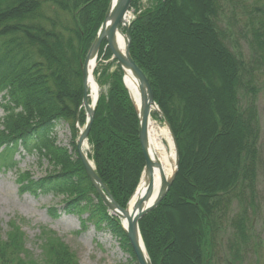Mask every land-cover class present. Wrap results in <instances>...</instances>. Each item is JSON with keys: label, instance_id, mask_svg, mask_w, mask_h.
<instances>
[{"label": "trees", "instance_id": "obj_1", "mask_svg": "<svg viewBox=\"0 0 264 264\" xmlns=\"http://www.w3.org/2000/svg\"><path fill=\"white\" fill-rule=\"evenodd\" d=\"M104 1L0 0V95L3 102L0 108L5 113L0 118V168L14 166L10 154L18 146L26 152L35 150L54 170L62 172L51 179L33 181L28 172L17 170L20 191L25 192L29 188L50 190V187L58 185L61 188L59 192L67 195L68 207H77L84 200L78 197L95 190L78 159L72 160L61 148L48 152V131L55 120L74 123L82 99L80 62L102 21ZM193 1L192 7L182 0H149L148 7L137 15L129 28L131 58L146 75L153 97L170 125L179 159L168 193L152 212L143 217L146 219L144 230L140 228L152 264H156L159 258L162 260L157 264H180L182 256L186 260L190 258L191 264H217L212 242L214 239L221 241L222 227L216 222L224 221L229 198L235 200L241 209L246 195L249 193L250 200H253L256 194L260 161L258 111L254 102L242 106L243 102L236 99V92L240 89L245 93H255L253 81L264 62V7L259 10L260 15L246 14L248 61L244 57L243 60L241 54L236 58L229 49L232 29L229 31L225 26L223 30L219 26L220 18L230 19L225 12L232 0ZM133 5H137V0ZM44 6L51 7L52 16L43 10ZM186 8H192V21L186 17ZM198 26L202 28L198 29ZM198 35L202 36L201 44L207 40L214 44L213 51L223 60L222 68L226 66L229 69L225 85L220 75L223 69L214 68L216 62L210 58L201 56L196 61L202 69V76L195 84L183 79L177 71L182 68L190 72L191 65L182 59L180 48L172 38L180 36L189 46V43L197 45L192 38ZM243 63L244 67H241ZM119 68L111 74L108 98L99 100L89 141L94 147L92 160L97 176L115 202L123 206L125 196L132 194L140 180L143 157L138 140L137 113L122 83L123 73ZM175 68L177 73L172 74L176 72ZM239 71L243 74L237 77ZM181 84H187V88L181 89ZM199 91L204 95L202 101L197 100ZM186 95L193 96L195 110L201 107L205 111L202 115L197 114L195 121L192 117L197 112L185 109ZM207 113L213 130L208 125ZM197 158L199 162L200 158L208 159V163L214 165V172L210 173L204 165L192 168ZM178 176L191 188L190 192L186 191V185H177ZM72 177H76L77 184ZM65 184L69 187L65 188ZM203 210L205 212H201ZM82 211L78 209L77 213ZM155 212L157 217L166 221L173 215L178 219V230L175 227L177 231H169L158 224L155 227ZM192 215L196 218L193 219ZM247 218L245 223L250 221L249 215ZM183 222H189L191 244H188L186 233L183 234ZM113 223L121 231L119 224ZM233 224L239 225L240 220ZM11 230L6 243L0 241V250L10 254L14 251L16 255L23 253L20 242L14 240L17 229L11 227ZM153 230L164 234L161 246L153 244L161 256L156 260L149 244V240L155 243L151 239ZM53 237L45 242L48 256L41 264H65L72 257L69 249L60 244V240H52ZM233 240L231 246L228 244V250L234 264H241V256L246 253L244 241L237 237ZM167 243L172 246L167 255L169 263H166L167 247H164ZM0 254L3 255L2 252ZM18 260L24 264H40L37 261L27 263L19 257Z\"/></svg>", "mask_w": 264, "mask_h": 264}, {"label": "rangeland", "instance_id": "obj_2", "mask_svg": "<svg viewBox=\"0 0 264 264\" xmlns=\"http://www.w3.org/2000/svg\"><path fill=\"white\" fill-rule=\"evenodd\" d=\"M182 1L183 3L189 2L190 3L189 5L193 7V3H194L193 0H182ZM133 2L134 0H132V5H131V16L134 17L135 20L137 15H139L144 9L148 7L149 0H137V5L135 6L133 5ZM109 3L110 0H105L104 2H102V6L105 4L106 6L104 9L105 12L103 11L104 15L98 27V30L104 20V17L109 7ZM263 7H264V0H232L227 5L226 12L225 9L222 11L223 13L225 12V14H227V17H229L230 19H225V16L220 18L219 26L223 30L225 29V26L229 29V31L232 29L231 34L229 33L231 36V43L228 44V47L232 51V53L236 56V58H239L241 54L243 60L245 58L246 60L250 61L249 47L247 46V42L245 40L246 37L248 36L245 25V23L247 22L246 19H248L246 14L250 13L254 15H260L259 10ZM50 8L51 7L49 6H44L43 10L51 14L52 9ZM192 12H193L192 8H186L185 10L186 17H189L191 21L193 19ZM52 15L53 13L51 14V16ZM197 17H198L197 20H199L198 15ZM201 28L202 27L198 26V29ZM96 34L92 40V43L96 37ZM202 36L205 37L207 36V34L206 35L203 34ZM202 36L198 35L197 37H193L192 38L194 39L193 42H195L197 45L189 43V46H187V43H184L182 41L181 39L182 37L180 36H175L174 38H172L174 39L175 44L180 48V56H182V59L191 65L189 66L191 69L190 70L191 73L187 69L184 70L182 68H180V70H177L175 68V71L176 70L180 71V76L183 77V79H187V81L192 84L197 83V78L202 76V71H201L202 69L201 68L199 69L198 67L199 65L196 63V61L198 62V59L201 56L204 57L205 59L210 58L214 60V62H216V66L214 68L218 69L219 67V69H221L223 66V60L221 58H218L219 54L213 51L214 44L209 43L208 40L206 41L205 44L200 43L201 42L200 37ZM174 41L171 42L174 43ZM92 43L90 44L89 48L86 49V51L84 52L80 65H82ZM130 45H131V39H130ZM215 47H217L216 44ZM102 50L103 48L99 49L97 65L95 66L94 74H93L94 79L99 88L97 105L99 103L100 98L104 97L103 98L104 100L108 98L107 93L108 90H110L111 88L110 86L111 74L117 71L119 67L117 63L114 61V59H112V57H109L108 55L106 56ZM31 56L33 57V55ZM35 56H37V54ZM244 64L245 63L241 64V67H244ZM222 69L223 70L220 71L223 72H220V75L225 85L227 79L226 73L228 74L229 69H227L226 66L223 67ZM177 71L172 74H176ZM242 74L243 73H241L240 71L236 73L237 77H239ZM122 83H123V77H122ZM253 85L256 88L254 94L245 93V91L237 89L236 93H238V95H236V99L237 101L240 100L241 102H243L242 106H246L245 103L254 102L258 111V121L260 128L258 148L260 152V161L258 165V173L255 183L256 194L253 200H250V194L248 193L249 195L248 194L246 195L245 201L243 202L241 209L238 208L237 203L234 202L235 200H231V198H229L228 208L224 221L220 222L221 220H217L216 222L217 226L221 225L222 227L220 228L222 229L223 232L222 236L220 237L221 241L219 240L217 241L216 239H214L212 242V251H213L212 253L213 255H215V257L214 256L213 257L214 260L218 262L217 264H234L233 256H231L230 251L228 250V244L231 246L232 243H234L233 239L235 237H237L238 240L240 241H244L243 246L245 245L246 253L245 256H241L243 260L241 264H264V62L262 67H260L258 71H256V77L255 80L253 81ZM180 88L184 90L185 88H187V84H181ZM86 91H87V87H86ZM1 96L2 94L0 95V103H3ZM82 96H83V79H82ZM197 96H198L197 99L198 101L204 100V95H202V92L200 91L197 92ZM184 97L187 98L185 109L187 110L188 108L192 112L193 111L197 112L196 116L194 115L195 117L194 116L192 117V119H194L195 121V119L197 118V114L202 115V113L203 112L205 113V111L201 107L195 110V105L192 103L193 96L186 95ZM154 102L156 104L157 111L152 112L150 114L151 122L157 123L162 128L169 127L171 134L173 136V140L175 141V137L172 133L169 123L167 122L163 112L161 111L155 99ZM96 108H95V112H96ZM4 114L5 113L3 109L0 108V118H2ZM207 116H208V125L211 128V130H213L212 123L209 118L210 117L209 113H207ZM80 119L82 120V122ZM53 122H54L53 126L50 127L48 131V140H49L48 143H50L49 144L50 148L48 152L52 151L51 149L54 150L56 148H61L64 151H66L70 157H72V160H76V159L79 160L75 145L78 138L79 129L86 124V114L82 106V99L76 110V118L74 120L73 125L69 124L67 121L62 119L55 120ZM192 123L195 125V122ZM212 133H210V136L212 135ZM89 138H90V132L88 139L86 141V151H84V155L86 156L88 162L92 164L95 170L94 161L92 160L94 154L93 153L94 147L90 143ZM10 156H11V161H13L14 163V166L8 169L3 167L0 168V241H2L5 244L8 237L11 235L13 231L11 230V227H15L17 229L16 230L17 233L15 232L17 236L14 237V240L20 242L23 253L20 254L18 253L16 255L14 251H12L13 254H10L9 251L0 250V252L3 253V255L0 254V264H24V263H20L18 257L20 259L24 258V260L27 263L30 261H37L39 263L42 262L43 258L48 256L45 242L46 240H51L53 236L55 238L53 237L54 239L52 240H60L59 243L65 245L72 254L71 259L68 260V262H66L65 264H138L134 256V253L132 251V248L129 244V241L126 238V235L123 233V231H119L117 229L116 224L113 223L116 222L119 224L120 223L119 218L115 216L113 212L109 211L106 208V206L103 204L102 200L100 199L99 195L97 194L93 186L92 187L95 190L94 193L88 192V193H84L83 196L78 197V198H84V200L81 199L82 201L81 200H80L81 202L79 201L80 203L77 207L67 206L65 201L66 199L65 196L67 195H62L59 192L61 188L58 185H56L54 188L50 187L52 188L50 190H47L48 188L47 189L29 188V190L25 192H21L20 183H18L16 180L17 170L20 172H28L30 179H32L33 181H38L39 179H44V178L51 179L52 177H56L57 175H59V173L62 171H58V169L54 170L48 163L47 159L44 156L38 154V152H36L35 150L26 152L25 149L18 146L16 151L12 152ZM143 165H144V160H143ZM188 165L189 167L192 165L190 161ZM193 165L194 166L192 168L196 166L198 167L200 165L202 166L204 165L205 167L209 168L210 173L214 172V168H213L214 165H210L208 163V159L206 158H200V162L197 158L193 162ZM186 168L188 169V167ZM82 169L84 170L83 166ZM68 179L69 178H67L66 180ZM72 181L74 182V184L75 183L77 184L76 177H72ZM181 181H182L181 178H179L178 176V179H176L177 185H183L184 187L186 185L187 187V188L185 187L186 191L190 192L191 188L187 184H185L186 182L184 180L183 183ZM67 183L70 184L69 182ZM139 183L140 180L136 185V187L134 188V190L131 192L132 194L128 195L129 194L128 193L127 194L128 196L127 195H126L127 197L125 196L126 199L123 202V206H120L118 203H116L119 207L126 208L129 200L132 198ZM67 186L69 187V185H66L65 188H68ZM53 191H58L59 193ZM107 191L110 194L108 189ZM110 196L112 195L110 194ZM78 209H83V211L81 213H77ZM188 209L189 212L191 211L192 214L195 215V213L190 208ZM153 210H151L150 212H152ZM201 212H205V210ZM239 213L240 215H238ZM247 214L249 215L250 218L249 223L247 221L246 223L244 222L246 219H248ZM154 215L157 217L158 214H156L155 212ZM193 215H192L193 219L196 218ZM144 216H142L138 221V230L140 234H141L140 228L142 229L144 228V220H146V219L143 220ZM149 218H152V216ZM111 219L113 220V222L111 221ZM235 220H240V224L239 225L233 224ZM177 221L178 219L173 217V215L170 216L168 221H166L163 217L162 218L157 217L155 221L156 222L155 227H157L158 224L160 227L168 229L169 231H177L178 230ZM175 227H177V230ZM181 227H183L184 229L183 234L186 233V235L188 236L187 238L188 244L189 243L191 244L189 222H183V226ZM242 229H243V233H242ZM145 236L146 239L149 240V237L147 236L146 233ZM163 236L164 234L159 231L153 230L151 233V239L155 243H152L149 240V244L154 252V260L161 257L159 255L158 249L157 250L154 249V245L156 244L161 246L160 240H162ZM1 247H3V245ZM164 247L165 249L167 247V253L165 255L166 263H169L167 260V255H169V249L172 246H170L167 243L166 246ZM161 260H162L161 258L156 260L155 261L156 264L158 261L161 262ZM150 263L152 264L151 260ZM179 263L191 264V259L188 258L186 260L182 256V258L180 257L179 259Z\"/></svg>", "mask_w": 264, "mask_h": 264}, {"label": "water", "instance_id": "obj_3", "mask_svg": "<svg viewBox=\"0 0 264 264\" xmlns=\"http://www.w3.org/2000/svg\"><path fill=\"white\" fill-rule=\"evenodd\" d=\"M131 3H132V0H117L116 2H114V0H110L109 7L104 17V20L81 65L82 79H83L82 106L84 108L87 118H86V124L83 126L84 133L80 135L75 145L77 156L81 162V165L84 168V171L90 183L95 188L97 194L99 195L100 199L102 200L106 208L109 211L115 213V215L117 214L118 215L117 217L119 218V220L121 219L123 215H126L127 206L126 208H121L116 204V202H114L112 196H110V194L108 193L101 179L97 176L94 170V167L86 159V156L81 150V145L83 143V140L87 141L88 139L89 132H90L92 122L94 119V113H95V108L97 105V100H98L97 98L95 104L91 108L90 103H88V94L86 91L87 69L89 66L90 59L97 57L101 43L104 39H106L107 48L109 49V52L111 53L112 59H114L115 62L119 65L123 73H124V69H127L138 81L140 95L142 96L140 98L142 99V102H140V106L138 109H136L134 104L133 105L135 107L137 117H138V140H139V144L141 148V153L144 159V169H143L141 178L142 177L145 178V182H146L145 191L148 194H151V192L154 189V183H153L154 178H153L152 163H151L149 152H148V145H147V138H146V123L150 116L151 108L156 106V104L154 102L152 90H151L150 84L146 76L140 70V68L136 66V64L134 63L130 55V38L128 34L129 25L125 27L126 25L125 19L129 15ZM124 30L126 33V38L128 39V47L127 49L120 51L116 47V42L114 40H115L117 33L119 32L123 33ZM170 134H171V131H170ZM172 139H173V136H172ZM173 143H174V147L176 148V144L174 140H173ZM141 178H140V181H141ZM173 179H174V174L172 175L167 185L164 187L163 191L160 192L155 197V199L151 202V204L145 207L144 209H140L139 211H137L136 214L128 220V224H129L128 230L129 231L128 232L124 231V233L126 235V238L129 241V244L132 248V251L134 253V256L138 264H151L149 260L147 259V257H145L140 247L141 238H140V233L138 230V221L146 213L155 209L157 205L164 199L165 195L170 189Z\"/></svg>", "mask_w": 264, "mask_h": 264}, {"label": "bare ground", "instance_id": "obj_4", "mask_svg": "<svg viewBox=\"0 0 264 264\" xmlns=\"http://www.w3.org/2000/svg\"><path fill=\"white\" fill-rule=\"evenodd\" d=\"M116 1L117 0H114V2ZM133 20H134V17L131 16V8H130L129 15L125 19V23H126L125 27L129 25V28H130ZM114 41L116 42V47L120 51L127 49L128 39L126 38L125 30L123 31V33H120V32L117 33ZM100 48L101 49L103 48L102 51L105 55L108 54L109 57H112L111 53L109 52V49L107 48L106 39L102 41ZM97 58H98V54L96 58L90 59L89 66L87 69V75H86L88 103H90L91 108L93 107V105L95 104L98 98V91H99V88L97 86V83L93 75L95 66L97 65ZM123 83L128 91L132 104H134L136 109H138L140 106V102H142V99L140 98L142 96L140 95L138 81L127 69H124ZM155 111H157L156 106L151 108L150 114ZM83 133H84V127H81L78 131V138ZM146 138H147L148 152H149V156H150V160H151L152 168H153L154 189L151 192V194H148L145 191V186H146L145 178L144 177L141 178V181L137 189L135 190V193L133 194L132 198L128 202L127 209H126V215H123L120 219L119 226L120 228L122 227L121 231H123V233L124 231L125 232L129 231L128 230L129 228L128 220L132 218L136 214L137 211H139L140 209H144L145 207L151 204V202L155 199V197L160 192L163 191L164 187L167 185V183L169 182L173 174L175 177L177 173V169H178L179 159H178L177 147L176 148L174 147L173 139H172V136L168 128H162L157 123L151 122L150 116H149L148 121L146 123ZM81 150L83 153L84 151H86V140H83V143L81 145ZM143 169H144V165H143ZM113 214L115 215V213ZM115 216H118V215L116 214ZM140 238L142 242V243L140 242V247L145 257H147V259L149 260V256L147 255L146 248L144 246L141 234H140Z\"/></svg>", "mask_w": 264, "mask_h": 264}]
</instances>
